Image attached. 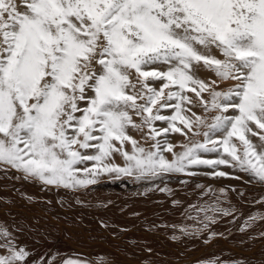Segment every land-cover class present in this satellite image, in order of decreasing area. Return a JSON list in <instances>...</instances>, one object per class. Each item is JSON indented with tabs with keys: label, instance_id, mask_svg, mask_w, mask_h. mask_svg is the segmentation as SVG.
I'll list each match as a JSON object with an SVG mask.
<instances>
[{
	"label": "snow or ice",
	"instance_id": "1",
	"mask_svg": "<svg viewBox=\"0 0 264 264\" xmlns=\"http://www.w3.org/2000/svg\"><path fill=\"white\" fill-rule=\"evenodd\" d=\"M213 48L223 59L205 54ZM201 64L215 79L195 75ZM225 81L235 83L217 90ZM171 133L189 140L180 152ZM188 133L203 139L192 142ZM221 166L264 184V0H0V172L74 192L102 175L160 181L148 190L171 195L168 178L198 175L194 168L240 179ZM196 187L204 191L184 208L195 222L179 228L185 236L235 211L221 207L225 188ZM256 203L264 206V197ZM257 221L264 214L250 215L241 231ZM15 239L0 229V264H28L29 251Z\"/></svg>",
	"mask_w": 264,
	"mask_h": 264
},
{
	"label": "bare ground",
	"instance_id": "2",
	"mask_svg": "<svg viewBox=\"0 0 264 264\" xmlns=\"http://www.w3.org/2000/svg\"><path fill=\"white\" fill-rule=\"evenodd\" d=\"M216 50L219 51L213 48L205 54L216 57ZM216 58L223 59L221 55ZM93 67L99 70L97 65ZM213 76L211 72L209 77L200 78L207 82L213 80ZM234 83L221 82L217 90L231 87ZM204 95L207 98V93ZM198 108L199 112L195 110L197 115L204 116L201 114L203 109ZM162 113L170 114V109L162 110ZM133 120L139 123L134 114ZM163 126L157 122V127ZM128 133L140 146L150 148L145 146L143 133L131 128ZM191 135L188 133L189 137ZM197 138L203 139L202 136ZM173 139L177 142L174 143V151L180 152L179 145L187 139L180 133H171L169 142H174ZM126 150L131 151V146L126 145ZM165 155L171 159V154ZM183 180L188 184L167 183L171 195L148 190L154 186H136L138 189L128 193L115 189L117 191L108 197L111 190H101L103 186L74 192L26 180L22 174L9 169L6 173L0 172V229L7 228L16 238L14 243L29 251L28 264H45L46 261L48 264H61L66 260H79L84 264H257L259 261L258 264H264V221H257L241 231L250 215L264 214V206L256 203L264 197V192L230 188L203 180ZM105 181L100 180L98 184ZM196 185L225 188L228 197L221 205L235 211L231 216H218V222L210 225L208 232L185 236L179 228L192 227L195 222L184 218L185 224L182 215H172V211L175 213L177 205L197 202L204 189ZM240 192L244 195H238ZM215 194L219 195V192ZM173 201L180 204L173 206ZM111 209L113 212L116 210L114 216L109 212ZM212 232L216 235L209 239ZM173 236L177 238L173 239ZM254 259L259 261L254 263Z\"/></svg>",
	"mask_w": 264,
	"mask_h": 264
},
{
	"label": "rangeland",
	"instance_id": "3",
	"mask_svg": "<svg viewBox=\"0 0 264 264\" xmlns=\"http://www.w3.org/2000/svg\"><path fill=\"white\" fill-rule=\"evenodd\" d=\"M201 51H203L202 49H201ZM216 55L217 56H219L220 55V53H219V51H217L216 50ZM219 53V54H218ZM216 56V57H217ZM198 67H202V68H200V69H198L196 72H195V75L198 77V78H200V77H209V75H210V73L211 72H209V71H207V70H205V69H203V66H202V64L200 65V66H198ZM203 69V70H202ZM198 72V73H197ZM214 77L215 76H213V79H214ZM135 79V77L133 76V80ZM201 79V78H200ZM224 89V87H222V90ZM189 96L190 97H192L193 99H195V95H194V93H189ZM205 96V95H204ZM199 106H195V105H193L192 106V111L194 112V113H196V114H198V110H199V108H198ZM197 109V111L198 112H196L195 110ZM201 114H205L204 112H202ZM211 115L212 114H208V119H209V121H210V118H211ZM253 127V130L254 131H257L258 133H260L261 132V130H257L256 128H255V126L253 125L252 126ZM201 131H203V129H201ZM192 137H190V139H191V141L192 142H195L196 140H198V138L197 137H199V136H193V135H191ZM258 137H251L250 136V139H252V141L254 142V143H256V144H259V140L257 139ZM174 140V139H173ZM143 141H145L144 143H145V146L146 147H150L151 146V141L150 140H148V141H146V140H143ZM184 142V144L186 143V142H189V140H185V141H183ZM170 143H172V144H177V142H176V139L174 140V142L173 141H170ZM238 143V142H237ZM179 145V144H178ZM180 146V145H179ZM117 156V157H116ZM120 158V156L119 155H114V162L116 163V164H118V165H121V163L123 164V160H121V159H117V158ZM205 158H212L211 156H208V157H205ZM120 161V162H119ZM119 162V163H118ZM220 170H222V171H224V172H226V173H228L229 174V176L231 177V176H238V177H240V179H232V178H209V176L208 175H205V173H209V172H211L212 170L211 169H208V168H205V167H201V168H194V169H192V171H194V172H197V173H199L198 175H194V176H171L170 178H168V183H173V182H176V181H178V180H181V179H194V180H203V181H206V182H210V183H217V184H222V185H226V186H228V187H230V188H235V187H241V188H248V189H255V190H260V191H263L264 192V184H259V183H256V182H252L251 181V178L249 177V176H247L246 174H244V173H241V172H235V171H233V169H231V168H228V167H224V166H221V168H220ZM102 177H104L103 179H100V180H107V181H105L106 183H104V184H95V185H92V186H90V187H88L86 190H88L89 188H92V187H94V186H103L102 187V189L101 190H111V193L110 194H108V197H110V195H112L113 193H115L114 191H117L118 189L119 190H122V191H125V192H130V191H132V189H138L136 186H138V187H140V188H142V187H148V186H155V184H157V183H160V181H156V182H154V184H149V183H146V182H140V183H136V182H134L131 178H123V179H120V180H116V179H110L109 178V176H107V175H102ZM99 180V181H100ZM245 181H249L248 183H245ZM201 182V181H200ZM108 184V185H107ZM115 189H117V190H115ZM85 190V189H84ZM127 192V193H128ZM192 204H193V202H191ZM190 203V204H191ZM178 204H180V203H178ZM183 204H184V206H183ZM182 205L180 204V205H177V207L178 208H175L176 210H175V213H174V211H172V215H176V216H179L180 214L182 215V213H183V210H184V208L185 207H187L189 204L188 203H183ZM181 206H182V208H181ZM180 207V208H179ZM221 207H223V208H226V206H223V205H221ZM113 209H114V207H113ZM113 209H111V210H109V212H110V214H112L113 216H114V212H116V210L113 212ZM177 210H179L178 211V213H176L177 212ZM182 212V213H181ZM180 215V216H181ZM179 216V217H180ZM183 217V216H182ZM143 219V218H142ZM144 219H147L146 217L144 218ZM169 219H173V220H175L174 218H169ZM182 219H184V217L182 218ZM185 221V219L182 221L183 223H187V222H184ZM126 242V241H125ZM123 242L124 244H126V245H128L129 243L128 242ZM129 246V245H128ZM135 249L138 251L139 250V248H137V247H135ZM140 251V250H139ZM135 256V255H134ZM259 261V259L257 260V259H254V263H257ZM63 262V261H62ZM62 262H61V264H62ZM259 262H261V261H259ZM258 262V263H259ZM257 263V264H258ZM228 264H236L235 262L234 263H228Z\"/></svg>",
	"mask_w": 264,
	"mask_h": 264
}]
</instances>
